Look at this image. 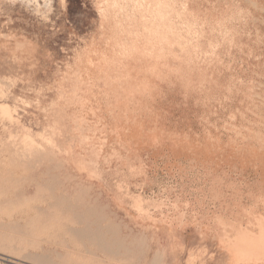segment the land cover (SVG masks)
<instances>
[{"label":"rangeland","instance_id":"obj_1","mask_svg":"<svg viewBox=\"0 0 264 264\" xmlns=\"http://www.w3.org/2000/svg\"><path fill=\"white\" fill-rule=\"evenodd\" d=\"M218 244L264 264V0H0V264Z\"/></svg>","mask_w":264,"mask_h":264},{"label":"crops","instance_id":"obj_2","mask_svg":"<svg viewBox=\"0 0 264 264\" xmlns=\"http://www.w3.org/2000/svg\"><path fill=\"white\" fill-rule=\"evenodd\" d=\"M235 210H229L227 212H233ZM240 218V216H236L234 214H225V215H221L217 218V223L220 222V223H226V222H231L232 220L236 219V221H238ZM201 225H204V219L201 220ZM219 247H218V250L220 251V253L223 255V264H229L230 263V255H229V252L227 251L226 247L223 245V244H218Z\"/></svg>","mask_w":264,"mask_h":264},{"label":"bare ground","instance_id":"obj_3","mask_svg":"<svg viewBox=\"0 0 264 264\" xmlns=\"http://www.w3.org/2000/svg\"><path fill=\"white\" fill-rule=\"evenodd\" d=\"M1 109L3 110V112H6L4 108L1 107ZM38 137H39V136H38ZM26 139H27V138H26ZM23 141H24V140H23ZM24 142H25V141H24ZM25 143H26V142H25ZM26 144H27V143H26ZM26 146H27V145H26ZM29 148H30V147H29ZM98 216H99V214H98ZM91 217H92V216H91ZM82 218H84V217H82ZM85 218H87V217H85ZM100 218H101V217H100ZM79 219H81L80 216H79ZM79 219H78V220H79ZM88 219H89V218H88ZM84 220H86V219H84ZM100 220H101V219H100ZM96 221H98V220H96ZM80 222H81V221H80ZM84 223H85V222H84Z\"/></svg>","mask_w":264,"mask_h":264}]
</instances>
